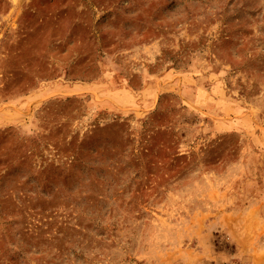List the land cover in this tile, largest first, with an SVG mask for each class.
<instances>
[{"label":"rangeland","instance_id":"374dc122","mask_svg":"<svg viewBox=\"0 0 264 264\" xmlns=\"http://www.w3.org/2000/svg\"><path fill=\"white\" fill-rule=\"evenodd\" d=\"M0 264H264V0H0Z\"/></svg>","mask_w":264,"mask_h":264}]
</instances>
